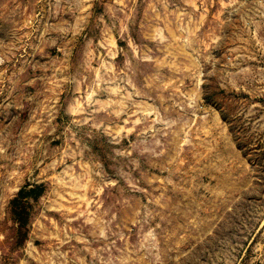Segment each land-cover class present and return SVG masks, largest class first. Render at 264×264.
<instances>
[{
    "label": "rangeland",
    "instance_id": "obj_1",
    "mask_svg": "<svg viewBox=\"0 0 264 264\" xmlns=\"http://www.w3.org/2000/svg\"><path fill=\"white\" fill-rule=\"evenodd\" d=\"M0 264H264V0H0Z\"/></svg>",
    "mask_w": 264,
    "mask_h": 264
}]
</instances>
